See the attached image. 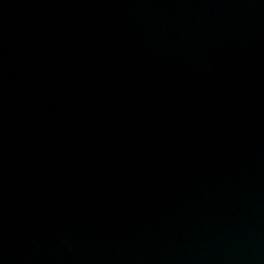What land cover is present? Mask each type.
Masks as SVG:
<instances>
[{
    "label": "water",
    "instance_id": "95a60500",
    "mask_svg": "<svg viewBox=\"0 0 264 264\" xmlns=\"http://www.w3.org/2000/svg\"><path fill=\"white\" fill-rule=\"evenodd\" d=\"M0 264H264V0H0Z\"/></svg>",
    "mask_w": 264,
    "mask_h": 264
}]
</instances>
